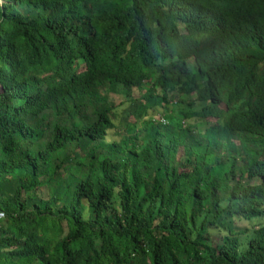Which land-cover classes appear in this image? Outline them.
Instances as JSON below:
<instances>
[{
    "label": "trees",
    "instance_id": "1",
    "mask_svg": "<svg viewBox=\"0 0 264 264\" xmlns=\"http://www.w3.org/2000/svg\"><path fill=\"white\" fill-rule=\"evenodd\" d=\"M2 1L0 264H264V0Z\"/></svg>",
    "mask_w": 264,
    "mask_h": 264
},
{
    "label": "rangeland",
    "instance_id": "2",
    "mask_svg": "<svg viewBox=\"0 0 264 264\" xmlns=\"http://www.w3.org/2000/svg\"><path fill=\"white\" fill-rule=\"evenodd\" d=\"M151 117H152V115L149 118H151ZM156 119H159V118H156ZM209 121H215V119H212V118L210 119L209 118ZM260 224H262L264 226V221H261L260 219H253L251 221H238L237 220V226H238L239 230H248V233L246 234L247 237H250V236L254 235V228L255 227L259 228Z\"/></svg>",
    "mask_w": 264,
    "mask_h": 264
},
{
    "label": "built area",
    "instance_id": "3",
    "mask_svg": "<svg viewBox=\"0 0 264 264\" xmlns=\"http://www.w3.org/2000/svg\"><path fill=\"white\" fill-rule=\"evenodd\" d=\"M5 217V214L3 212H0V220H2Z\"/></svg>",
    "mask_w": 264,
    "mask_h": 264
},
{
    "label": "water",
    "instance_id": "4",
    "mask_svg": "<svg viewBox=\"0 0 264 264\" xmlns=\"http://www.w3.org/2000/svg\"><path fill=\"white\" fill-rule=\"evenodd\" d=\"M2 2H3V1H2V0H0V11H1V5H2Z\"/></svg>",
    "mask_w": 264,
    "mask_h": 264
}]
</instances>
